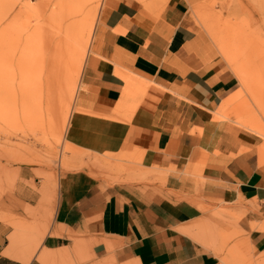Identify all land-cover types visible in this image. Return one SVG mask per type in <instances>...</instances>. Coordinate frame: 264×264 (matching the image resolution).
Here are the masks:
<instances>
[{"label": "crops", "instance_id": "obj_1", "mask_svg": "<svg viewBox=\"0 0 264 264\" xmlns=\"http://www.w3.org/2000/svg\"><path fill=\"white\" fill-rule=\"evenodd\" d=\"M199 44L187 0H100L65 139L90 154L130 151L163 177L59 173L32 251L14 233L8 244L0 219V264H220L212 247L180 229L204 215V204L237 215L221 252L227 264L240 260L226 251L233 242L247 264L264 258V163L242 131L212 117L236 77ZM126 76L141 79L138 90ZM241 143L250 149L238 150ZM29 192L15 197L33 206Z\"/></svg>", "mask_w": 264, "mask_h": 264}, {"label": "rangeland", "instance_id": "obj_2", "mask_svg": "<svg viewBox=\"0 0 264 264\" xmlns=\"http://www.w3.org/2000/svg\"><path fill=\"white\" fill-rule=\"evenodd\" d=\"M187 2L203 52L207 49L236 77L234 90L219 101L212 117L242 131L257 164H263L264 0ZM99 4L100 0H0V219L10 227L8 244L14 233L27 252L41 239L40 218L49 220L59 173L84 168L106 182L149 183L163 177L162 170L141 166L130 151L90 154L65 139L90 36L85 46L84 41ZM126 78L135 91L139 89L141 79ZM129 89L127 94L133 92ZM245 144L238 150L250 149ZM18 191H33L36 203L22 205L15 197ZM202 210V217L180 229L212 247L220 264H227L221 252L236 235L237 215L214 204H204ZM258 226L264 228V218ZM226 251L239 256L234 264L248 263L236 243L228 244ZM257 264H264V258Z\"/></svg>", "mask_w": 264, "mask_h": 264}, {"label": "bare ground", "instance_id": "obj_3", "mask_svg": "<svg viewBox=\"0 0 264 264\" xmlns=\"http://www.w3.org/2000/svg\"><path fill=\"white\" fill-rule=\"evenodd\" d=\"M91 30H92V27L90 26V28L88 29L87 38H86L85 41H84V46L88 43V38H89V36H90V34H91ZM84 37H85V36H84ZM89 40H90V39H89ZM72 41H73V40H72ZM78 41H80V40H78ZM68 42L71 43L70 41H68ZM74 42L77 43V41H74ZM66 43H67V42H66ZM65 45H66V44H65ZM94 45H95V44H94ZM94 45H93V46H94ZM73 46H75V45H73ZM68 48H69V47H68ZM74 49H76V47H75ZM77 49H78V48H77ZM61 50H62V49H61ZM61 50H59V51L62 52L63 50H62V51H61ZM64 50H65V49H64ZM93 50H94V49H93ZM71 51H72V50H71ZM79 51H80V48H79ZM60 52H59V53H60ZM80 59H82V53H80ZM112 62H113V61H112ZM112 62H111V63H112ZM114 63H115V62H114ZM122 67H123V66H122ZM124 69H125V68H124ZM42 74H43V73H42ZM130 79H131V78H130ZM133 80H134V79H133ZM72 85H73V84H72ZM72 85H71V86H72ZM132 85H135V84H132ZM76 88H77V87H76ZM74 90H75V89H74ZM74 90H73V91H74ZM71 92H72V91H71ZM72 95H73V94H72ZM67 102L69 103V98L67 99ZM119 103H120V102H119ZM119 103H117V104H119ZM122 104H123V102L120 103L119 105H116V107L118 106L119 109H120V108L123 109V105H124V104H123V105H122ZM124 107H125V106H124ZM76 108L79 109V106L76 105ZM80 108H81V107H80ZM118 108H116V109H118ZM82 109H83V108H82ZM112 111H113V110H112ZM121 111H124V110H121ZM79 112H81V109H80ZM115 112H117V111H115ZM113 113H114V112H113ZM117 113L119 114V112H117ZM117 113H116V115H118ZM123 113H125V111H124ZM80 114H81V113H80ZM114 114H115V113H114ZM121 114H122V113H121ZM67 116H68V115H67ZM105 116H107V115H105ZM107 118H108V117H107ZM119 118H120V116H118V119H119ZM118 119H117V120H118Z\"/></svg>", "mask_w": 264, "mask_h": 264}]
</instances>
